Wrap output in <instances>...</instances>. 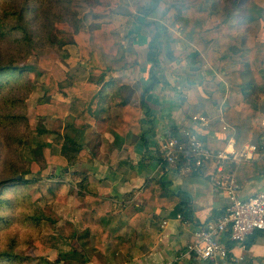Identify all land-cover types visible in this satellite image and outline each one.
Masks as SVG:
<instances>
[{"label": "crops", "instance_id": "0c3cea01", "mask_svg": "<svg viewBox=\"0 0 264 264\" xmlns=\"http://www.w3.org/2000/svg\"><path fill=\"white\" fill-rule=\"evenodd\" d=\"M127 26L135 31L131 39L135 52L128 58L131 62L126 63L128 69L123 74L114 76L126 77L132 82L127 88L131 93L126 96L128 92L126 90L124 96L127 98L140 97L142 91L152 82L150 75L152 68L153 73L159 79L154 89L147 95L152 116L142 114L145 128L150 129V132L145 134L148 144L146 145L141 136L134 135L132 132L121 144L116 142V131L113 130L114 139L109 138L108 140H110L109 143L114 144L112 147L116 160L108 163V171L104 178L93 172L92 166L91 171L82 170L81 174L91 173L100 179L99 183L90 184L89 189L106 204V210L100 213L103 214L100 229L108 237L98 243L96 236L91 234L84 222L83 211L89 208L90 204L87 201L86 192L80 187V181L76 189L78 194L83 192V195L75 198L76 207L71 208L74 210L72 214L64 213V224L68 223L73 227L71 234L67 231L64 235L69 241L68 245H64V252L76 251L78 255L64 260V264H207L194 255L188 254L187 246L194 241V230L221 215L229 205V200L214 187L210 169L186 172L180 167L164 166L159 160L161 156L159 145L163 139L175 134L182 127L195 130L207 146H211V149L216 151L225 149L231 137H234L236 143L235 129L231 131L223 129L224 114L229 106L225 101H214L212 95L217 89L221 96L228 95L229 83L224 80V74L230 71H240L244 78L248 73L254 72L256 76L258 75L257 79L260 83L257 80L248 81L252 82L256 89L250 88L252 93L247 97V101L256 102L260 93L259 87H264V78L260 72L250 67V48L257 40L264 41V39L254 40L247 47L236 39L238 47L243 50L240 62L222 64V72L219 63H211L205 52H201V57L195 64L188 58L168 59L166 39H162L159 42L157 62L154 66L148 56L151 39L144 34L143 28L133 18L127 21ZM173 29L181 35L180 24L170 28L168 35L173 32ZM177 45L180 49H185L189 43L181 38L177 39ZM209 49L216 50V43H213ZM141 51L145 54V61L140 62L143 75L138 76L137 70L140 66L134 62H138L139 58L136 53ZM126 81L108 88L116 86L112 92L117 93L115 92L117 88L126 84L128 82ZM144 82L145 85L142 84ZM133 90H140V95L134 97ZM186 93L187 99H184ZM64 100H68L66 94H64ZM260 100L263 105L264 96ZM247 101L238 104L237 109L245 112L252 107ZM194 114L209 117L210 125L202 126L193 122ZM105 119L107 118L102 120ZM150 119L152 123L147 122ZM99 120L101 119H93L90 127L93 121ZM72 124H69L70 128ZM225 141L227 145L221 149ZM263 142L264 119L258 123V128L255 129L250 140L239 149L236 148V144L234 147L240 151L246 145L254 143L262 148ZM87 148L92 156L98 154L97 144L94 146L92 143ZM261 157L262 153L256 160ZM263 188L264 174L257 175L245 181V184L241 186V195L247 197ZM180 191L186 192L191 198V216L183 220L177 218L178 214L182 215L179 201L173 200L170 196L172 193L179 194ZM66 199L72 201V197L68 196ZM221 241L229 249L232 257L243 259V264H264L263 233L257 231L250 235L243 244L231 241L229 234L224 235Z\"/></svg>", "mask_w": 264, "mask_h": 264}, {"label": "rangeland", "instance_id": "374dc122", "mask_svg": "<svg viewBox=\"0 0 264 264\" xmlns=\"http://www.w3.org/2000/svg\"><path fill=\"white\" fill-rule=\"evenodd\" d=\"M103 1L0 0L1 14L5 12L9 14L12 11L22 13V10H25L26 20L30 23L31 29L29 37L20 32H9L11 30H5L6 35L0 33V65L14 64L24 69L23 75L15 77L0 91V180L17 174L24 176L22 170L33 161H37L42 169L39 175L24 176L32 179L30 183L8 186L0 196V252H10L15 256L13 260H3L0 264H64V260L58 261L61 250L64 251V243L61 250H50L45 254H42L37 243L50 235L64 237L67 231L72 233L73 227L68 223L64 224V213L72 214L74 210L71 208L76 207L75 198L83 195L81 191L77 193L76 186H79L82 179V174L77 173L82 170L88 171L92 166L93 172L104 178L108 171V163L116 160L112 147L114 144L109 143L108 139H114L113 127L121 123L122 113L119 109H111L110 117L106 116L105 120L92 122L84 139L88 147L92 143L94 146L98 145V154L91 155L92 157H79L71 173L64 174L61 168L48 165L35 153L38 140L36 129L41 125L35 106L45 97L47 88V71L40 67L39 61L41 59L56 61L73 79L86 80L89 75L79 49L53 44L51 33L73 32L76 25L89 30L95 23L110 22L114 25L119 37L117 38L126 51L124 59H115L113 55L99 53L101 62L109 68L108 77L123 74L128 69L125 63H131L128 58L135 52L131 40L135 31L127 26V21L132 17L117 13L121 7H108ZM128 1L134 13L152 5L151 0ZM215 1L216 7L211 9L212 14L208 22L210 26L217 25L229 17L230 22L240 23L236 39L243 43L244 47L249 46L254 40L264 39V0ZM5 20L8 26L16 23L11 15ZM172 33H177V30L173 29ZM141 54H144L143 51L136 53L139 60L134 63H137V66L141 65V61H145V54L139 56ZM137 74L143 75L141 66ZM257 76L251 72L244 76V80L258 81ZM142 84L145 85V82ZM115 88L108 90L112 92ZM130 93L128 90L126 96ZM132 94L138 97L140 90H133ZM184 95V99H187V93ZM55 97L64 99V92L57 93ZM46 120L43 126L50 131L45 136L47 142H53L58 133L75 136L76 133L69 127L72 123L71 118L62 121L54 115ZM57 181L62 182V187L58 195L53 196L49 188ZM68 196L72 197V201L66 199Z\"/></svg>", "mask_w": 264, "mask_h": 264}, {"label": "trees", "instance_id": "16d2710c", "mask_svg": "<svg viewBox=\"0 0 264 264\" xmlns=\"http://www.w3.org/2000/svg\"><path fill=\"white\" fill-rule=\"evenodd\" d=\"M152 5L137 13L131 10L128 0H104L103 4L108 7L122 8L116 11L119 14L131 16L142 28L144 34L151 39L149 60L156 65V55L160 47V40L166 39V55L170 60L188 58L193 64L199 61L201 52H205L208 59L213 64L219 63H238L242 57L243 50L238 47L236 33L240 23H232L229 17L225 18L217 25L208 24L212 11L216 7L215 0H151ZM126 7V9H125ZM124 8V9H123ZM11 15L16 20L14 25L8 26L5 18ZM26 11H12L11 13L1 14L0 12V33L6 35V31L20 32L25 37L31 36L29 22L26 20ZM252 19L253 17L250 16ZM181 25V36L177 34L168 35L170 28ZM8 33V32H7ZM53 44L60 47L73 46L79 49L81 59L86 64L89 75L86 80L73 79L68 71L63 69L56 61L52 59H41L39 65L47 71V88L45 97L37 102L36 114L39 118V127L36 129L38 140L35 146V153L39 154L48 165H56L64 171L71 173V169L76 165L80 156H91L89 149L84 141V134L90 127L93 119H103L110 117L109 112L112 108L121 110V123L114 126L116 131V142L124 143L125 137L132 132L134 135L141 136L148 144L145 134L150 129L145 128L142 122V114L152 116V110L147 102V95L154 89L159 79L151 69L152 82L142 91L138 98H127L124 93L132 82L126 77H111L108 79L109 68L101 62L99 53L113 55L116 58L124 59L126 48L118 40V33L110 22L95 23L89 30L76 25L73 32L60 31L51 33ZM118 37V38H117ZM32 38V37H31ZM185 39L189 45L185 49H180L177 45V39ZM216 43L217 49H209ZM251 59L250 67L252 70L260 72L264 78V41L257 40L250 48ZM126 65V63H125ZM124 65V66H125ZM24 69L14 65H0V91L3 86L10 83L15 77L24 74ZM224 80L229 83L228 95H220L219 89L212 95L214 101H225L229 108L224 114L225 121L236 131V148H241L253 136L258 123L264 119V103L261 97L264 96V87H259V94L256 102L247 101L253 87L252 82L245 81L240 71H230L223 75ZM128 82H127V81ZM126 81L127 83L117 88V93L107 90L108 87ZM59 92H64L68 100L55 97ZM243 101L250 102L251 106L247 111H240L237 105ZM57 116L64 121L71 118L73 123L71 129L76 133L70 134L58 133L53 142H47L45 136L50 133L49 129L43 126L47 118ZM69 122V121H68ZM152 123L150 119L147 121ZM210 142V141H209ZM210 144V143H209ZM211 145V144H210ZM227 142L223 143L225 148ZM211 148V146H209ZM56 148H59L57 151ZM219 148V147H218ZM220 149V148H219ZM262 157L259 160L251 162H242L234 165V171L237 181L241 186L245 181L257 175L264 174V142L262 145ZM161 154V153H160ZM160 162L164 166H169L164 161L163 156H159ZM23 173L37 174L42 171L40 164L33 161L31 165L24 168ZM81 175L80 173H77ZM24 176L15 175L0 180V196L4 189L13 184H28L32 179ZM36 176V175H35ZM100 179L91 173L82 174L81 189L86 192L87 201L90 207L83 211L84 222L90 229L92 235L96 236L98 243L108 236L102 232L100 225L103 222L102 211L106 210V204L101 198L89 189L92 183H99ZM62 182L57 181L49 188L53 196H57ZM173 200H178L183 218L191 216L190 196L183 191L179 194L172 193ZM259 232V231H258ZM257 233V232H255ZM254 233V234H255ZM262 233V232H260ZM123 242V239H121ZM66 237L50 235L38 241L42 254L50 250L62 249L64 243L68 245ZM78 255V252H64L58 261L67 260ZM15 256L10 252H0V263L3 260H13Z\"/></svg>", "mask_w": 264, "mask_h": 264}, {"label": "built area", "instance_id": "2783aa9c", "mask_svg": "<svg viewBox=\"0 0 264 264\" xmlns=\"http://www.w3.org/2000/svg\"><path fill=\"white\" fill-rule=\"evenodd\" d=\"M192 121L202 126L210 125V118L206 115L194 114ZM223 129L234 130L225 121ZM234 145L235 139L231 137L225 149L213 150L189 127L180 128L159 145L164 161L172 168L180 167L186 172L210 169L214 187L229 200L221 215L194 230V241L187 246L188 254L207 264H243L242 258L230 255L221 241L224 235L229 234L231 241L243 244L257 231L264 234V188L243 197L234 171V165L259 158L262 148L250 143L237 151ZM177 218L183 220L181 214Z\"/></svg>", "mask_w": 264, "mask_h": 264}]
</instances>
